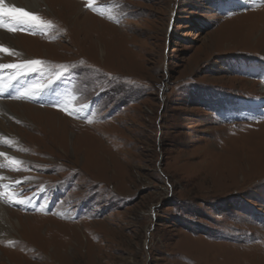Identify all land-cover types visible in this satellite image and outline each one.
Wrapping results in <instances>:
<instances>
[{
	"label": "rangeland",
	"instance_id": "374dc122",
	"mask_svg": "<svg viewBox=\"0 0 264 264\" xmlns=\"http://www.w3.org/2000/svg\"><path fill=\"white\" fill-rule=\"evenodd\" d=\"M74 1L0 52L67 90L0 98L57 112L53 134L0 110V204L21 224L0 226V264H264V0ZM16 17L3 29L34 24ZM57 191L56 212L26 203Z\"/></svg>",
	"mask_w": 264,
	"mask_h": 264
},
{
	"label": "bare ground",
	"instance_id": "6f19581e",
	"mask_svg": "<svg viewBox=\"0 0 264 264\" xmlns=\"http://www.w3.org/2000/svg\"><path fill=\"white\" fill-rule=\"evenodd\" d=\"M4 3L7 4L9 7L25 8V11L33 13L37 9L41 8V6H43V5H47L48 7H52V6H50V4L51 5L54 4L56 6L62 7V9L64 10L65 9L64 6L69 8L70 6L72 7L74 5V3L77 4L78 2H76L74 0H4ZM9 14H15L16 16L18 15L16 13H9ZM27 21H29V20H27L26 18H25V20H23L24 23H27ZM10 31L11 30H6V29L1 30L0 29V46H2L3 48L9 49L8 53L18 51L19 48H20V44L21 43L23 44L22 41H18V40L15 41L12 38L13 35L10 34ZM35 46H36L35 44L31 45V47H35ZM19 51H18V53H19ZM26 59H28V58H26ZM9 63H14V62H11V61L10 62H8V61H2L1 62V60H0V64H9ZM14 64H17V63H14ZM57 95H59V93H57ZM10 103H13L15 105H18V106L24 108V109L20 108V111H19L20 118H22V119H24V118L27 119L28 118L29 119V118H31V116H34L36 118H40L45 123H47V127L49 129H51V133L54 134V131H53L54 128L52 126L54 125L53 121H55V120H53V119L50 120L49 118H45L44 116H46V115H49L51 117L55 116V114L57 113L55 110L50 109V108H40V107L31 105V104H27V103H17L15 101L14 102H10ZM10 103L9 102H5V101H0V110L5 111V113H9L12 116H15V114H13V112L10 110V108L8 106V104H10ZM0 135L2 136V139H5V140H8V141L12 142V140L7 139V137H9V135L7 134L6 130L5 131L2 130L1 126H0ZM0 153H2L4 156H6L8 158L13 157L12 152L7 151V150H3L1 148H0ZM90 155H91V153H90ZM15 160L17 161L18 158L15 159ZM0 162H1V160H0ZM0 176H1V173H0ZM4 192H6V190H4ZM11 193L13 195L16 194V192L7 191V194H11ZM13 198L16 201L18 200V198H16V197H13ZM1 225L5 226V229H7L8 233L10 234L11 231L16 232L17 230H16L15 227H19L21 224H20V220L12 219L11 217H9L8 216V211L6 210V208L3 205L0 204V226ZM2 258H3V256L0 254V259H2Z\"/></svg>",
	"mask_w": 264,
	"mask_h": 264
},
{
	"label": "snow or ice",
	"instance_id": "6c2138e0",
	"mask_svg": "<svg viewBox=\"0 0 264 264\" xmlns=\"http://www.w3.org/2000/svg\"><path fill=\"white\" fill-rule=\"evenodd\" d=\"M87 6L91 8L92 4L89 3ZM0 13H4V14L16 13L18 14L16 17L18 20H25L26 18L27 20L35 21L38 19V17H36L34 14H30L29 12L24 11L23 9L16 8V7H9L7 4L4 3V0H0ZM0 52L7 53L9 52V49L3 48L2 46H0ZM42 63L43 62L40 60H30V61H26L25 64L22 66L14 64V63L0 64V69H14L18 67H27L31 71H36L37 66L41 65ZM0 155H3V154L0 153Z\"/></svg>",
	"mask_w": 264,
	"mask_h": 264
}]
</instances>
